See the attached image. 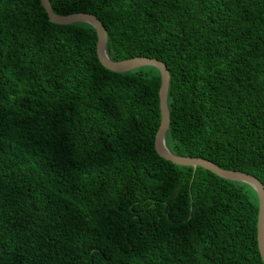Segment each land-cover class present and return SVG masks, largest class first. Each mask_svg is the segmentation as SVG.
<instances>
[{
  "label": "trees",
  "instance_id": "16d2710c",
  "mask_svg": "<svg viewBox=\"0 0 264 264\" xmlns=\"http://www.w3.org/2000/svg\"><path fill=\"white\" fill-rule=\"evenodd\" d=\"M170 72L167 148L264 185V0H50ZM87 22L0 0V264H264L250 184L155 146L161 72Z\"/></svg>",
  "mask_w": 264,
  "mask_h": 264
},
{
  "label": "water",
  "instance_id": "95a60500",
  "mask_svg": "<svg viewBox=\"0 0 264 264\" xmlns=\"http://www.w3.org/2000/svg\"><path fill=\"white\" fill-rule=\"evenodd\" d=\"M46 12L48 13L49 19L52 22L69 24L78 21H84L92 24L98 34L97 52L101 63L108 69L118 72H124L137 68L144 65H152L157 67L161 72V86L159 90L160 106H161V123L156 134L155 146L158 153L180 165H191V166H202L208 170L214 172L215 174L232 180L243 181L251 186L258 192L260 206H259V217H258V242L260 253L264 261V185L259 178L255 175L239 171V170H229L224 169L216 164L200 157H190V156H178L173 154L166 146L165 135L170 125V111L167 101L169 83H170V72L166 64L157 59L145 56L133 57L126 60L114 61L110 59L107 53V31L101 20L93 13L79 12L71 13L69 15H59L53 11L50 0H41Z\"/></svg>",
  "mask_w": 264,
  "mask_h": 264
}]
</instances>
